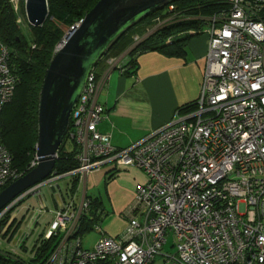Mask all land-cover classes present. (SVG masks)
<instances>
[{
	"label": "built area",
	"instance_id": "2783aa9c",
	"mask_svg": "<svg viewBox=\"0 0 264 264\" xmlns=\"http://www.w3.org/2000/svg\"><path fill=\"white\" fill-rule=\"evenodd\" d=\"M225 1L227 9L206 18L210 45L195 108H179L170 122L131 146L118 148L99 130L106 114L99 95L109 73L90 74L67 132L78 146L79 164L70 173L80 172L81 183L112 163L141 169L147 182L137 188L123 233L109 236L96 226L101 235L92 249L80 236L92 198L59 194L47 237L60 241L44 264H153L158 254L165 264H264V0ZM10 2L17 13L20 0ZM166 10L170 15L160 24L179 15L174 3ZM10 55L0 39V119L18 84ZM36 165L37 158L30 168ZM21 176L0 136V192ZM60 177L52 175L21 198ZM20 199L0 212V222ZM18 212L5 221L0 238ZM40 218L32 211L26 223L34 228ZM18 236L16 250H7L20 254L29 234ZM170 236L174 253L163 251Z\"/></svg>",
	"mask_w": 264,
	"mask_h": 264
},
{
	"label": "trees",
	"instance_id": "16d2710c",
	"mask_svg": "<svg viewBox=\"0 0 264 264\" xmlns=\"http://www.w3.org/2000/svg\"><path fill=\"white\" fill-rule=\"evenodd\" d=\"M98 1L48 0L49 17L43 25L32 27L31 39L33 43L30 44L16 22L17 17L10 0H0V39L10 48L11 68L18 77L14 98L2 110L0 136L13 152L14 166L23 175L31 170L30 165L36 157L41 90L49 65L56 53V48L65 33V27H71L77 21L83 19ZM173 3L178 6V17L169 25L161 27L144 39L133 50L135 52L132 51V54L138 51L157 50L170 56H183L184 44L194 33H198L202 29V26L207 22L206 18L229 7V3L225 0H177ZM167 7L168 5L162 10L150 13L128 29L110 48L108 54L112 51L119 54L126 51L133 44L134 34L150 27L155 18L170 15V11L166 10ZM259 15L264 18V10ZM189 29L190 32H188ZM102 64L101 59L95 69H98ZM132 64L130 62L126 66L127 71L130 70ZM195 106L196 102L184 108L191 109ZM68 142L70 143L68 137H66L58 152L55 166L57 175L66 174L76 169L79 164L77 160L78 146L76 143L71 142L73 149L68 150L66 148ZM77 188V176L71 177V185H68L67 194L71 196ZM28 196L30 195L23 197L11 208L4 222ZM29 210L31 209L29 208ZM101 212V203L92 198L91 212L81 222V235H85V233L94 229L97 214ZM25 218L26 215L21 220H18V217L15 218V224L10 228L13 235L9 241H12ZM59 241L56 236L47 237L42 234L32 250H29L26 243L20 249L21 252L26 254H33L30 259L26 260L12 252H8L7 255L0 254V264H44ZM95 264L108 263L99 261Z\"/></svg>",
	"mask_w": 264,
	"mask_h": 264
},
{
	"label": "crops",
	"instance_id": "0c3cea01",
	"mask_svg": "<svg viewBox=\"0 0 264 264\" xmlns=\"http://www.w3.org/2000/svg\"><path fill=\"white\" fill-rule=\"evenodd\" d=\"M166 17L161 16L152 34L161 28L160 21ZM207 24L205 22L184 44L183 56H170L157 50L132 54L130 46L119 57L109 59L105 67L99 66L102 73H109L99 95V102L106 110L99 130L111 135L114 146L127 148L140 141L170 122L176 110L191 105L200 97L210 45ZM145 37H149L148 34ZM130 62L132 67L123 73L121 69ZM146 182L147 176L141 169L118 168L108 163L88 173L83 182L78 181V188L72 195L77 194L83 183V196L97 200L102 208L90 232H97L99 239L101 232L96 226H100L106 235L118 237L126 228V213L135 202L138 186ZM51 187L56 188L55 193L60 191L64 198L72 196L63 194L59 185ZM85 235L80 233L82 245Z\"/></svg>",
	"mask_w": 264,
	"mask_h": 264
},
{
	"label": "water",
	"instance_id": "95a60500",
	"mask_svg": "<svg viewBox=\"0 0 264 264\" xmlns=\"http://www.w3.org/2000/svg\"><path fill=\"white\" fill-rule=\"evenodd\" d=\"M174 1L177 0H99L67 32L49 65L41 90L37 165L0 192V212L57 175L58 152L93 68L128 29ZM26 13L31 25H42L49 16L48 0H27ZM0 254L7 255L1 249Z\"/></svg>",
	"mask_w": 264,
	"mask_h": 264
},
{
	"label": "rangeland",
	"instance_id": "374dc122",
	"mask_svg": "<svg viewBox=\"0 0 264 264\" xmlns=\"http://www.w3.org/2000/svg\"><path fill=\"white\" fill-rule=\"evenodd\" d=\"M26 1L27 0H20L19 7L17 9L18 12L17 13L15 11L14 12H15L16 17H17L16 22L19 25V28H20L22 34H24V36L28 39L30 44H32L33 42H32L31 36H32V27H33V25L30 24V22L28 20V17H27ZM10 4H11L13 10H14L13 4L12 3H10ZM19 19L21 20V23H18ZM51 19H53V17H51ZM83 19H81V20L77 21L76 23H74V25H72L71 27H68V28L65 27V30H64L65 33H64V35L62 37V40L58 44V46L56 48V51L58 50L59 45L61 44V42L64 40L67 32L72 27L78 25ZM168 21L166 23L159 24V25L161 27H164V26H166ZM157 22H158V18H155L154 21H152V24H151L150 27H147V29H144L142 31H139V30H141V29H139L138 30L139 32L133 35V44L131 46L133 48V50H135L141 44L140 43L141 40L142 39L144 40L146 38L145 36L147 34H148V36H150L152 34V32L154 31V29L156 27ZM33 47H34V44H33ZM133 52H135V51H133ZM119 55H120L119 53H115L114 51H112L111 53L109 52V54L107 52L106 55L104 57H102V62H103L102 65H104L103 67H105L106 62H108L109 59H113L115 57H119ZM93 72H96L98 75H100L103 71H101L100 67H98V69H94L93 68L91 73H93ZM73 112H74V110H73ZM73 112H72V116H73ZM72 123L73 122H72V118H71V123H70L71 126H72ZM66 148L68 150H72L73 149V145L71 144V142L70 143L68 142L66 144ZM74 170L75 169H73L71 171H74ZM70 172H68V173H66L64 175H59V176H61V178H58L57 180L51 182L50 184H46V185L41 186L40 189H39V192L37 194H34V195L31 194L30 196L25 198L23 200V202L18 206V208H17V210L19 211L18 212L19 213L18 214L19 215L18 216V220L19 219L21 220L26 215V218H25L24 222L21 224L20 229L18 231L19 232L23 231L24 233L29 234V237H28L27 242H26V245L28 246L29 250H32V248L34 247V244L36 243V241H38V239L41 237L42 234H43V236H47L48 235L51 222L53 221V219L55 217V211H56V206H57L56 203L59 200V196L58 195H59L60 191H58V193L57 192L56 193L53 192L51 186L59 185L60 189L62 190V193L66 194L67 190H68V185H71V177L77 176V180L80 178V174H81L80 172H77L75 174L74 173H70ZM78 181H80V180H78ZM83 187L84 186H83V183H82L80 185L79 191L76 194V195H78V198H81L83 196V190H84ZM44 205L47 206V207H45ZM29 208L31 210L28 211ZM27 211H28V213H27ZM32 211H35L36 213L37 212L41 213V218L39 220V223L34 228L30 227L26 223V219H27V217L29 215L32 214ZM4 223H5L4 221L0 222V230L4 227ZM9 223H11V224L9 225L8 229L4 230V233H5L4 237H6V238L5 239L0 238V248L2 250H5V251L11 253L12 251L10 252V250H7V249L10 248L11 250H16L15 249V243H16L15 240L18 237V234L14 235L12 241H9V239H11V237L13 235V233L11 232L10 228L15 224L14 221H10ZM98 236L99 235L95 231L87 233L84 236V243H83L84 248L85 247L86 248H91L93 245H95L93 243L95 241H97ZM172 242H173V238H172V236H170L169 243L163 249L164 252H166L167 250H170L172 253L175 252V248L171 247ZM19 253L20 254H17L16 252H13V254H16V255H18L21 258L26 259V260L30 259L31 256L33 255V254H26V253L21 252V251H19ZM1 264H3V263H1ZM153 264H165L163 255L162 254L156 255V258H155V261L153 262Z\"/></svg>",
	"mask_w": 264,
	"mask_h": 264
},
{
	"label": "bare ground",
	"instance_id": "6f19581e",
	"mask_svg": "<svg viewBox=\"0 0 264 264\" xmlns=\"http://www.w3.org/2000/svg\"><path fill=\"white\" fill-rule=\"evenodd\" d=\"M48 7H49V6H48ZM163 8H164V7H163ZM163 8H160V9H158V10H162ZM156 11H157V10H156ZM154 12H155V11H154ZM146 17H147V16H146ZM144 18H145V17H144ZM160 18H161V17H158V20H159ZM141 20H142V19H141ZM141 20H140V21H141ZM142 41H143V39L141 40V42H142ZM141 42H140V43H141ZM21 199H22V198H21ZM21 199H20V200H21ZM20 200H19V201H20ZM19 201H18V202H19ZM54 218H55V217H54ZM18 238H19V236L16 238V240H17ZM27 239H28V237L23 241V243H26V242H27Z\"/></svg>",
	"mask_w": 264,
	"mask_h": 264
},
{
	"label": "clouds",
	"instance_id": "9594fccd",
	"mask_svg": "<svg viewBox=\"0 0 264 264\" xmlns=\"http://www.w3.org/2000/svg\"><path fill=\"white\" fill-rule=\"evenodd\" d=\"M171 4V3H170ZM105 56V55H104ZM103 56V57H104ZM96 67V66H95ZM95 67H94V69H95ZM67 137V136H66ZM19 229H20V227H19ZM19 233V231L16 233V235ZM6 238V237H5ZM1 249V248H0ZM21 249V248H20ZM2 250V249H1ZM4 252H6L7 254H9L7 251H5V250H3Z\"/></svg>",
	"mask_w": 264,
	"mask_h": 264
}]
</instances>
